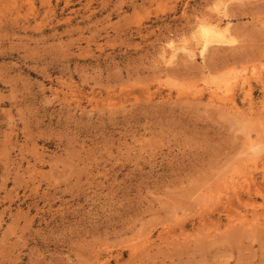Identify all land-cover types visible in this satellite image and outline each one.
Masks as SVG:
<instances>
[{"label":"rangeland","instance_id":"rangeland-1","mask_svg":"<svg viewBox=\"0 0 264 264\" xmlns=\"http://www.w3.org/2000/svg\"><path fill=\"white\" fill-rule=\"evenodd\" d=\"M217 2L0 0V264H264V0Z\"/></svg>","mask_w":264,"mask_h":264},{"label":"bare ground","instance_id":"bare-ground-1","mask_svg":"<svg viewBox=\"0 0 264 264\" xmlns=\"http://www.w3.org/2000/svg\"><path fill=\"white\" fill-rule=\"evenodd\" d=\"M27 1H31V0H27ZM231 0H218V2L216 3L217 4V13L221 16L223 15H226V6H227V2H230ZM226 8V9H225ZM225 12V14H224ZM231 24L230 22H225L224 24H222V21H216V22H210V27L209 28H205V27H199L197 29V33L199 32V36H198V39H197V45L198 47H196L195 45H191V44H185V45H180L178 46L177 44H175V41L173 40H169V42H167V44H165L166 46H164V53L162 54L163 58L165 59V63L166 65H175V62L178 60L180 54H181V57H182V54L184 56V54L190 56V57H195V56H199L202 60H205L206 59V56H207V53L209 51V49L213 46V45H221V44H226L227 42H229L231 39L230 37H232V28L230 27ZM230 39V40H229ZM163 50V49H162ZM189 57V58H190ZM191 58V59H192ZM194 59V58H193ZM182 59H179L178 61H180ZM177 61V62H178ZM177 64V63H176ZM170 68V67H168ZM255 124L259 127L260 131L258 134V138L260 139L261 137L263 138L264 137V120L262 119H257L255 121ZM251 147H253V149H256L259 148L258 144H254L252 145V143H250ZM250 147V149H251ZM252 150V149H251ZM255 151L251 152L253 153V155H256L255 154ZM258 151V149H257ZM243 175V174H242ZM244 177L247 176V175H243ZM234 177V176H232ZM243 177V180H245ZM232 180H235V182L237 181L236 179L234 178H231ZM248 179V178H247ZM250 180V179H249ZM230 181V180H229ZM248 181V180H247ZM233 181V183H235ZM233 183L230 184L231 185H234ZM239 183V182H238ZM245 184L244 182L241 183V187L244 188L242 185ZM229 185V184H228ZM228 185L226 186L225 189H227ZM240 185V184H239ZM250 185V184H249ZM237 186V185H235ZM234 186V187H235ZM232 187V186H231ZM234 187H232L230 190L234 189ZM230 188V187H229ZM235 190V189H234ZM227 191V190H225ZM247 191L248 193H251V188L248 186L247 187ZM256 192L258 195H261V196H264V191L257 188L256 189ZM227 194V193H226ZM234 194L236 195V197L239 199L240 198V195H239V192L238 191H234ZM220 198V197H219ZM218 198V200L216 199V201H220V199ZM216 203V202H215ZM214 204V203H213ZM244 220V218H242ZM246 222V220H245ZM248 222V221H247ZM253 222H251L252 224ZM257 222H255L256 224ZM243 225V223H241ZM258 225L257 226H260V223L258 222L257 223ZM241 225V226H242ZM247 226V224L245 225V227ZM152 234V233H151ZM146 235V234H145ZM147 236V235H146ZM213 236V235H212ZM144 237V236H143ZM144 239V238H143ZM151 238L149 237H146L144 242H150ZM143 241V240H142ZM143 243V242H142ZM144 244L147 245V243H143V246H145ZM151 244V243H149ZM139 245V244H138ZM133 246V245H132ZM136 246V245H135ZM137 248V246H136ZM139 248V247H138ZM146 248V246H145ZM144 249V247H143ZM136 250V249H135ZM134 250V251H135ZM101 260V259H100ZM103 263V261H102ZM100 261H98L97 264H102Z\"/></svg>","mask_w":264,"mask_h":264}]
</instances>
